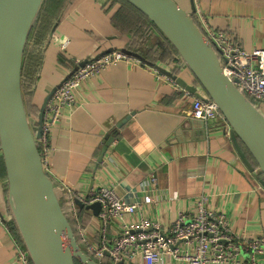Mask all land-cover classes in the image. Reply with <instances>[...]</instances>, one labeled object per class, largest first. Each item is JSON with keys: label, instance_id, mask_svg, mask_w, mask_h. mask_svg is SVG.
Here are the masks:
<instances>
[{"label": "crops", "instance_id": "crops-1", "mask_svg": "<svg viewBox=\"0 0 264 264\" xmlns=\"http://www.w3.org/2000/svg\"><path fill=\"white\" fill-rule=\"evenodd\" d=\"M177 1L192 10V0ZM194 2L202 27L205 23L227 33L247 51L264 49V0ZM119 8L120 2L109 0L64 1L42 47H31L33 53L41 52L31 88L37 115L47 92L62 82L78 60L108 48L136 45L135 36L124 30L125 19L115 16ZM160 35L161 41L152 37L150 45L161 50L159 58H145L169 64L176 53L161 54L168 46ZM64 42L68 43L66 50L62 49ZM185 78L190 81L187 74ZM194 99L146 64L118 62L85 80L76 107L64 110L51 132L48 170L58 185L69 188L77 198L101 186L114 187L126 202L141 205L126 220L145 218L169 228L181 214H194L197 200L207 196L208 207L224 212L238 235L264 236V190L236 152L223 119L202 122L189 116ZM109 137L113 142L99 163ZM145 137L154 147L144 143ZM152 174L156 184L150 181ZM7 197V174L0 153V264H25L17 257L15 235L2 218L10 219ZM147 197L154 201L146 203ZM86 215L88 236L99 244L101 221L90 210L86 209ZM120 231L119 222H111L108 241L112 243ZM260 263L264 264V256ZM130 264H143L142 258L137 256ZM161 264L185 263L166 256Z\"/></svg>", "mask_w": 264, "mask_h": 264}, {"label": "water", "instance_id": "water-1", "mask_svg": "<svg viewBox=\"0 0 264 264\" xmlns=\"http://www.w3.org/2000/svg\"><path fill=\"white\" fill-rule=\"evenodd\" d=\"M125 1L157 28L151 37L161 34L174 48L176 55L169 58L172 69L167 68L169 64L149 61L127 46L108 48L78 60L62 82L47 92L38 115L31 117L23 90V64L29 36L45 0H0V153L7 174L10 219L2 218L15 228L32 264H100L76 237L72 218L66 211L68 188L58 185L46 169L40 139L43 116L52 95L86 63L109 52L136 57L195 98L215 102L228 124L236 152L264 190V100H254L244 94L235 80L223 72L220 56L195 15L194 0L191 11L177 0ZM132 41L133 37L129 43ZM65 44L63 50L67 48L66 42L62 46ZM181 68L184 74L178 73ZM113 139L106 140L99 163ZM74 200L79 209L90 210L96 216L101 211L100 203L86 205L77 197ZM105 255L111 258L109 251Z\"/></svg>", "mask_w": 264, "mask_h": 264}, {"label": "built area", "instance_id": "built-area-1", "mask_svg": "<svg viewBox=\"0 0 264 264\" xmlns=\"http://www.w3.org/2000/svg\"><path fill=\"white\" fill-rule=\"evenodd\" d=\"M203 25L205 34L220 56L223 72L235 80L244 94L254 100H264V49L247 51L227 33L217 31L208 24ZM65 47L66 44L62 46ZM118 62L145 65L131 55L118 51L109 52L86 63L50 98L43 116L40 139L47 170L51 132L63 118L64 110L76 107L85 80L97 77L103 70ZM155 72L159 77L168 78L176 84L168 76L157 70ZM176 86L179 87L177 84ZM189 116L204 122L217 118L225 121L215 102L199 98L193 100ZM150 181L156 184L157 177L152 174ZM68 191L69 206L66 211L76 223L80 243L98 260L107 257L106 251L111 254L112 264H119L121 261L130 264L137 256L142 258L143 264H161L166 256L185 264H261L260 257L264 256V236L248 238L238 235L231 228L224 212L208 207L207 196H201L197 200L194 214H181L172 226L165 228L161 223L145 218L126 220V216L136 214L141 205L126 202L112 186L95 188L89 196L78 198L86 205L101 204L98 217L102 224V239L97 244L89 238L87 227L79 218V207L74 200L76 196L69 188ZM153 201L152 197L146 198V203ZM113 221L119 222L121 231L110 243L107 230ZM15 247L17 257L25 264H32L25 248L16 237Z\"/></svg>", "mask_w": 264, "mask_h": 264}, {"label": "trees", "instance_id": "trees-1", "mask_svg": "<svg viewBox=\"0 0 264 264\" xmlns=\"http://www.w3.org/2000/svg\"><path fill=\"white\" fill-rule=\"evenodd\" d=\"M65 0H45V3L42 7V10L37 18V21L31 31V34L28 39V44L26 47L25 52V58H24V64H23V90L25 94V100L27 103L28 113L29 115H36L37 109L31 104V98L33 96L31 92L32 85L35 82V78L37 76V65L38 61L41 59V52L36 51L33 53V49L31 48L32 45H34L37 48L42 47V43L45 41V38L49 34V31L51 30L53 23L57 20L59 13L64 5ZM121 3V8L116 12L115 16H122L123 19H125V24L123 25L124 30L126 31H133L138 32L141 31L144 27L147 25H151L154 29L157 30V28L149 22V20L134 6H132L130 3H128L125 0H117ZM121 26V25H119ZM121 26V28L123 29ZM155 30V31H156ZM158 31V30H157ZM165 42L168 46L167 50L163 55L164 57L170 56L173 53H175V50L172 46H170L169 42L165 39ZM150 47V46H148ZM130 50H133L134 52H137L142 55L143 50L140 48H137L135 46H130ZM150 48H153L150 47ZM40 52V53H39ZM172 52V53H171ZM40 56V59L39 57ZM143 56V55H142ZM145 57V56H144ZM29 97V99H28ZM79 218L81 219L83 225L86 227L87 222V215H86V209H79ZM71 224L73 226V229L75 231L76 237L80 242L79 236L76 231V223L74 220L71 219ZM15 237L17 239L18 236L16 234L15 228L10 225ZM98 260V259H97ZM100 264H112L111 259L108 257H105L103 259L98 260ZM76 264H81L77 262Z\"/></svg>", "mask_w": 264, "mask_h": 264}, {"label": "rangeland", "instance_id": "rangeland-1", "mask_svg": "<svg viewBox=\"0 0 264 264\" xmlns=\"http://www.w3.org/2000/svg\"><path fill=\"white\" fill-rule=\"evenodd\" d=\"M156 29H154L150 24L149 25H147L146 27H144L141 31H138V32H133V31H130V33H132L135 37H134V40H135V42L137 41V46H139V47H142L141 46V43L143 44L144 42H142L141 40H147V42L145 43V44H147L148 43V45L146 46V47H148V46H150V45H152L151 43V36H152V33L155 31ZM156 32V31H155ZM160 36H162V35H160ZM163 37V36H162ZM157 39H158V37H156ZM138 40H140L141 41V43H138ZM151 42V43H150ZM145 46V45H144ZM143 48V47H142ZM147 56V55H146ZM28 99H29V97H28ZM37 115V114H36ZM36 115H34V116H36ZM30 116H33V115H30Z\"/></svg>", "mask_w": 264, "mask_h": 264}, {"label": "flooded vegetation", "instance_id": "flooded-vegetation-1", "mask_svg": "<svg viewBox=\"0 0 264 264\" xmlns=\"http://www.w3.org/2000/svg\"><path fill=\"white\" fill-rule=\"evenodd\" d=\"M109 1H112V2H119V1H117V0H109ZM142 42H144L143 43V46L145 45V43L147 42V40H141ZM141 41L140 40H138V43H141ZM136 43V45H134L135 47H137V48H139V46H137V41L135 42ZM152 44V43H151ZM158 47V46H157ZM142 47H140V49H141ZM165 49V48H164ZM141 50H143V52H142V55L143 56H145V57H150V56H152L153 55V57L152 58H159V56H160V54H159V51H161L159 48H156V47H154L153 46V48H150V47H147V50H146V52H144L145 50L142 48ZM165 51L166 50H164V51H162V53L161 54H164L165 53ZM147 55V56H146Z\"/></svg>", "mask_w": 264, "mask_h": 264}, {"label": "clouds", "instance_id": "clouds-1", "mask_svg": "<svg viewBox=\"0 0 264 264\" xmlns=\"http://www.w3.org/2000/svg\"><path fill=\"white\" fill-rule=\"evenodd\" d=\"M144 143H145L149 148L154 147V146L151 144L150 140H149L147 137H145V139H144Z\"/></svg>", "mask_w": 264, "mask_h": 264}]
</instances>
